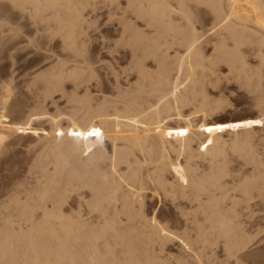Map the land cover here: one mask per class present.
Instances as JSON below:
<instances>
[{
    "label": "bare ground",
    "instance_id": "1",
    "mask_svg": "<svg viewBox=\"0 0 264 264\" xmlns=\"http://www.w3.org/2000/svg\"><path fill=\"white\" fill-rule=\"evenodd\" d=\"M90 1L0 0V11L4 8L11 15V19L7 18L9 21H6L9 26L7 30L12 32L10 38L21 37L23 26L19 20L26 18L30 19L29 27L34 31H44L49 39L54 36L60 38L61 52L53 53L54 57H58L56 63L47 71L39 72L40 74L37 72L34 78H29L32 81H28L33 84L36 82L35 87L38 81H43V88H40L45 90H34L35 87L31 84L33 87H29L33 92L39 91L36 95L41 96L40 92L47 91L44 93L45 97L53 99L54 96H51L55 91L60 90L65 94L67 88L64 92L63 90L67 81L75 85L72 87L75 92L73 91L71 100L68 99L73 104H65L69 107V110H65L69 119L68 126L61 127L60 137H55L54 143L49 140L52 145L47 147L46 142L44 143L47 148L38 153V170L30 172V180L25 174L28 180L23 184L19 182V187L13 185L17 188L10 196L8 207L13 208L15 218L4 216L6 210L0 205V210L3 209L0 211V264H164L163 258H160L161 253L158 256L157 252L159 247H163H157L156 244L161 243L165 248L164 244L173 236L182 240L180 242L189 250V254L196 249L199 241L201 244H211L213 236L224 238L227 255L238 259V252L246 250L252 236H245L246 230L242 231L244 226L237 221L244 215L253 216L256 213V210H249L255 198L264 199V126L226 128L224 131L211 133L204 129L219 124L214 114L229 104L228 98L223 94L224 82H235L239 88L252 94L258 108L252 119H264V0H123L125 3L122 2V6V0H103L104 7H108L110 13L114 9L113 13L117 14L116 10L120 9L126 15L119 19L121 30L118 31L121 33L120 44L127 51L124 54L128 56L129 62L123 68L119 66V69L117 66L121 62L115 66L114 62L109 61L114 64H110L112 74L109 73L113 75V85L107 82L108 86H113L111 95L106 92L110 89L107 90L108 86L104 87L102 84V76L98 74L96 66L94 68L92 65L93 60L89 58L92 54L87 53L86 43L88 39L90 41V35L86 37V26L92 27V21L86 18L84 10ZM123 5L125 8L121 9ZM199 10L208 11L213 17V20L209 19L212 21L211 28L207 27L206 32L232 38L234 48L225 39L213 50L220 52L219 55L208 57L206 53L204 55L200 52L199 49H203L202 40L205 42L207 39L204 40L205 28L201 29L203 36L196 25L202 21ZM197 11L200 15L198 18ZM203 14L205 15L204 12ZM0 19L5 22L3 17ZM3 23L0 22V25ZM202 24L198 25L204 27ZM228 45L232 50L227 48ZM199 46L201 47L198 48ZM214 46L215 44L213 48ZM173 50L174 56L171 55ZM246 55L256 59L255 64ZM122 56L124 60V55ZM113 58L121 60L122 57ZM116 60L114 61L118 63L119 60ZM148 61L156 64L155 69L151 68V63V66L148 65ZM172 63H176L174 67L171 66ZM221 65L227 67L228 74H219ZM93 77L98 81H94ZM130 78L135 80H129ZM6 79L2 78L3 82ZM91 80L97 82L95 85L98 89L94 86L92 90H98L100 97L97 94L93 97L96 92L90 96L91 88L86 84ZM4 83L0 98V121L8 108L12 107L18 112L15 110L17 104L11 103L15 96L13 84L9 81ZM83 86L86 92L79 95V88ZM46 99H42L43 103ZM27 104L29 107V102ZM39 105L42 107L41 103ZM28 107L23 108L28 110ZM63 108L60 109L61 114L64 113ZM37 111L41 110L36 108L34 112ZM45 112L39 114L45 115ZM7 113L11 116V112ZM10 116L7 118L9 121L12 119ZM20 118L22 119L21 115ZM63 119L62 117L61 121ZM231 119L234 122V118ZM19 120L17 122H21ZM169 120L173 121L170 122L171 126L175 125V129L170 128L171 136L180 142L176 157H172L166 145V141L173 140H166L169 132L167 133L165 124ZM93 129L100 133L95 136L97 142H92L94 139L91 141L89 136L85 139L69 134ZM2 131L0 147H3L7 138V134ZM181 131L185 134L178 135ZM105 137L115 149L111 148V152L115 151V161L107 164L103 163V160L108 161L106 158L107 161L103 157L102 161L99 159L101 155L107 154L103 148L104 153L100 150L103 154H98L99 161L95 159V167L91 162L92 169L97 172L93 173L91 169L89 171L92 173L88 175V169L92 165L90 163L91 166L87 169L89 161L86 159L88 165L85 170L81 165L84 157L79 160V154L87 152L90 156L94 153L92 150L99 153V145L103 143L100 140ZM98 140L101 143L97 144ZM90 142L95 143V146L97 144L98 150L93 144L95 150L90 151ZM171 143L175 145V141ZM137 151L144 153L146 158L141 153L144 156L141 158L145 159L141 161H147L148 165H152H149L151 168L143 167L144 164L138 160L140 158ZM183 154L184 159L180 161ZM97 164L100 167L106 165L107 169L105 166L103 171V167L100 168ZM122 164L124 167H121ZM145 167L148 170L143 169ZM169 168H173L172 176H169L171 179L167 176ZM15 175L21 176L17 173ZM147 189L153 190L154 195L161 193L162 197L164 195L170 198L174 208H177L175 211L184 219L185 230L180 227L179 229H183L182 233L179 232L181 234L172 233L167 221L162 223L159 217L157 219L154 215L151 218L145 213L144 193ZM87 190L89 193L85 192ZM70 192L72 196L76 194L73 200L76 206L69 207L71 209L68 212V206L73 203L71 199L74 198H68ZM68 199L72 201L70 205L67 203ZM86 204L87 212L83 207ZM192 231L196 232V236ZM199 255L203 254L199 252ZM184 264H188V261Z\"/></svg>",
    "mask_w": 264,
    "mask_h": 264
},
{
    "label": "rangeland",
    "instance_id": "2",
    "mask_svg": "<svg viewBox=\"0 0 264 264\" xmlns=\"http://www.w3.org/2000/svg\"><path fill=\"white\" fill-rule=\"evenodd\" d=\"M92 1H94V2H92ZM122 2H123V0L121 1V6H122ZM94 3H96V4H94ZM123 3H125V1ZM103 4H104L103 0H91L90 3H89L90 6L88 5L85 8L86 11L84 10V14H86L85 15L86 18H88V20L90 22L92 21L91 23L93 24V25L90 24L92 26V27L89 26L90 28H88L86 26V31L88 30V33H89V34L87 33L88 36H86V37L88 38L89 35H90V37H89L90 38V41L88 39L87 40V43H86L87 44L86 46H87V49H88L87 50V53L89 52V54H92L89 57V58H91L93 60L92 65L93 66L94 65L96 66V70H97L98 74L102 76L101 77L102 79L100 78V76H99V78L101 79V81L102 80L104 81V82L102 81V84L105 85L104 87H107L108 86L107 85V82L108 83L110 82V84H112L111 82H113V80H114V78L111 77L113 75H110V74H112V73H110V64H113L112 62H114L115 66H117L121 62L120 65L117 66L120 69V67L123 68L125 64L128 65L127 63L129 62V60L127 58L128 56H126L124 54L127 51L126 50L124 51V48H122L123 46L120 44L121 43V33H120V31H118V30H121V28H120L121 26L118 23L119 22V19L121 20L122 19L121 17L126 16V15L122 14L120 12V9H117L116 10L118 12L117 14L113 13L115 11L114 9H111V11L113 10L111 12L112 13L111 14L110 11H108L109 9H107L108 7H106V6L104 7ZM123 6L124 7H122L121 9L125 8V5H123ZM94 7H96V8L94 9ZM201 9H203V8H201ZM121 11L123 12V10H121ZM199 11H197L198 14L196 12V14H197L196 17L199 15ZM202 11L205 13V15L203 14ZM9 14L10 13L7 10H5L4 8L0 11V18L3 17V19H5V22L4 23H3L4 20H1L0 19V22L3 23L2 25H0V79H1V81H0V89L4 86V84H6L4 82H6V81L8 82L9 81V83H11V81L13 80V82L11 83V85L13 84L12 85V88L14 87V89H15V91L13 89V92L15 93L13 95H15V96H13V99H12L13 102L11 101V103H13V104L16 103L17 104L18 107H17V109L15 108V110L16 111L18 110L19 113L18 112H15L14 109H11L12 107H10V105H11L10 104L9 107L14 112L10 111V109L8 108L5 111V113L3 114V118L1 119L3 122L0 121V129H1L0 131L3 130L2 132H4L5 134H7V138H6V141H5V143L6 142L7 143L6 144L4 143V145H6V146L3 145V147H0V205H1V207L3 206V209L4 210H6L3 213V214H5L4 216H7L8 218H9V216L11 218H15V215L12 213L13 212V208L8 207L9 206V203L8 202H10V199H11L10 196H12V192L14 193V191L17 188V187H14L13 185L19 187L21 185V184H19V182H21V183L23 182L24 183L25 180H28V179H26V177H28V178L30 177V176H28V175H30V172H32L34 170L35 171L38 170L36 168V165L38 163L37 160H39L38 158L40 156L38 153L44 152L47 147H49L50 145H52L51 141H49V140H52V142L54 143L55 140H56V138L57 137L58 138L60 137L61 129L63 128V126L64 127H67L68 126L69 119H68V117H67V115L65 113L67 111H65V110H69L68 105L71 106L70 104H73V102L72 101H69V100H71V96L75 92V89L72 88L75 85L71 84V81H67V82H70V83L67 84V82H66V84L64 86L65 88H64L63 92L67 88L66 90L68 92L67 91L66 92H67V94L69 96L66 95V92H64L65 94H62L61 93L62 91L58 90L57 92L55 91L53 93V95L51 96V98H53V96H54L53 99H50V96L45 97L46 95L44 93H46L47 91L40 92V95L41 96L36 95L37 93H39V91H36V92L34 91L33 92V89L35 90L37 88L36 90H40V89L43 88L42 87L43 86V81L42 82L41 81H38L37 82V85L35 87L36 82L33 84L31 82L32 79H29V78H32V77L34 78L35 77L34 74L37 75V72L38 73L39 72L42 73V71L43 72L44 71H47L48 69H50L56 63L58 57H54L53 56V53L54 52H56V53H60L61 52L60 38L58 36H54V37H51L49 39V38H47L45 36L44 31L39 30V29L37 31H34L32 28L29 27L30 19H28V18H26L24 20H22V19L19 20L20 23H21V26H23L22 27L23 29H22V32H21V37L10 38V35L12 34V32L10 30H7L8 29L7 27H9V26H7V24H8L7 22L9 21V20L7 21V18L11 19V15H9ZM200 15H199L200 17L199 16L198 17L199 18L202 17L201 18L202 19L201 23H203L202 25L204 27L199 26V25H201V23H198L199 25L196 23V25L198 26L199 30H201V29L204 30V28H205V31H203L205 33V36H204L202 30H201V33L204 36V40L207 39L205 42H203V40H202V42H201L202 45L199 43V45H201L202 47L199 46L198 48H200V47L203 48V49H199V50H201L200 52H202L204 55L206 53L208 57L209 56L210 57H213L214 55L215 56L216 55H219L220 52L219 53L217 52L218 53L217 54L215 51L213 52V50L217 49V47L219 46V44H220V42L222 40L223 41L228 40L227 43L230 41L231 42L230 43L231 46L234 48V44H232V43H234V42H232L233 41L232 38L230 39V37H228V36H226V38H224L225 36L224 37H219L218 35L216 36L215 34L206 32L207 27H208V29L211 28V23H212L211 20H213L212 19L213 17H212V15H211L210 12H208V11L206 12L204 10H201L200 11ZM209 19H211V20H209ZM16 20L17 19L15 18V21ZM95 20H97V23H95L96 22ZM208 22H210L209 24H207L208 26H205L206 23H208ZM2 30H5V31L2 32ZM210 34H212L211 36H213V37H211ZM102 36L105 37V38H103ZM203 36H201L202 39H203ZM31 37H33V38H31ZM227 37L229 39H227ZM107 38H108V40H107ZM211 39H213L214 42ZM218 39H219V41H218ZM30 40H33V41L31 42ZM209 40L212 41L215 44L216 48H215V46L213 48V45L214 44L212 42H210ZM229 45H228L227 48L229 49V47H230V50H232L231 49L232 47L229 46ZM107 48H109L110 50L107 49ZM111 50H112V52H111ZM172 52L173 53L171 55L174 56L175 51L173 50ZM209 53H212V54H209ZM122 55H124V60H126V61L122 60L123 59V56ZM113 56H115L116 58L117 57L118 58L122 57L121 58L122 61L120 59H117V60H119V62L118 63L115 62L114 60H116V59L113 58ZM246 56L248 57L249 55H246ZM62 58L67 59V60L72 59L70 57H62ZM249 58H250V62L252 64H255V61H257L251 55L249 56ZM207 60L208 59L206 58V61ZM109 61H112V62H109ZM124 62H126V63H124ZM106 63L109 64V67H108V65ZM147 63H148L149 66L153 65L151 68H154V64H155L154 62H153L154 64H152V61L151 62L148 61ZM149 63H151V65ZM174 64H176V63H172L171 66L174 67ZM95 66H94V68H95ZM225 67H226L225 65H224V67L222 65L219 67V69L221 68L220 70L218 69L219 74H221V73H222V75L228 74L227 73L228 72L227 67L226 68ZM208 68H209V66H208ZM173 72H176V71H173ZM173 72H172V74H173ZM108 77H110V78H108ZM2 78H4V79L7 78V79H6V81L3 82ZM95 78H97V77L95 76ZM95 78L93 77L92 79L94 80ZM107 78L109 80H107ZM131 79H132V81L135 80V79L133 80V78H130L129 80H131ZM28 80H31V81H28ZM93 80H91L89 83L86 84V85H88V87L91 88L89 90L90 91V96L94 92H96V93H94L93 97H96L95 96L96 94H97V97H100L101 94L98 93V90L94 89L97 86V85H95L97 82H94V81L95 80L98 81V80L97 79H95L94 81ZM2 83H3V85H1ZM28 83H30V84H28ZM31 84H33V86L35 88H33V89L30 88L32 86ZM110 84H109V86H112L113 85V84L112 85H110ZM27 86H28V88H27ZM109 86L107 87V90L108 89H110V90H108L106 92L111 95L112 92H110V91H111V89L113 91V86L112 87H109ZM223 86L225 87L223 94H224V96L226 98H228V101H229V104L228 105H230L231 108H233L235 111L232 112V111L229 110V108L226 107L223 110L215 113L214 116H217V119H218V122L219 123H221V122H228V121L233 122V120L231 119V117L234 118V116H239V117H247V116H249V118H251V119H252L253 115L256 116L255 113L258 111V108L256 106V103H255V100H254L252 94L248 93L246 90H244L242 88H239L238 85L235 82H224ZM40 87H42V88H40ZM92 87H94L93 88L94 91L92 90ZM38 88H40V89H38ZM71 88L73 90H71ZM83 88H84V86L82 88H79L80 91L77 90V92L79 91V93H81L79 95L85 94L86 89L85 88L83 89ZM97 89H98V86H97ZM3 90H4V87L0 91V94H1L0 95V98H1V96L3 94V93H1V92H3ZM30 90H32V91H30ZM42 90H45V88L42 89ZM42 90H40V91H42ZM36 97H38V98L39 97H43L44 99L47 98L45 100L46 103L45 102L43 103V101H44V100L42 101L43 98L42 99L39 98V100H37L38 98H36ZM27 99H30V100H27ZM35 99H36L37 102L35 101ZM40 99H41V102H40ZM33 100L35 102H33ZM51 100H54V101H57V102L54 103V101H52L53 102L52 103ZM31 101H32V103H30ZM28 102H29V107L27 106L28 105L27 104ZM39 102L41 103V106L42 107H40V105H39L40 103ZM67 102H70V103H67ZM16 104H14V105H16ZM65 104H68V105H66L68 107L67 109H66ZM32 105H34V106L31 107ZM35 105H37V107H35ZM23 107L24 108H27L28 107V110L27 109H24ZM19 108H20V110H19ZM36 108H37V110L40 109L42 112L41 111H37L38 113L37 112H34ZM42 108H44V110ZM61 108H63V111H64L65 114L64 113L61 114L62 111L60 113V109ZM1 110L2 109H0V113H1ZM8 111L11 112V116H10V113H7ZM44 111H46L45 112V115H42V114H44ZM20 112H22V114H20ZM48 112H49V114H47ZM33 113H35V115L37 117ZM39 113H42V114H39ZM54 113H55V115H54ZM5 114H7V115L9 114V115L6 116ZM58 114H59L60 118H59ZM4 115H5V117H4ZM20 115L22 116V119L20 118ZM39 115H41V116H39ZM9 116H10V118H12L10 121L7 120V118ZM32 116H34L35 118L32 117ZM16 117H17V120L15 121V118ZM56 117H57V119H54ZM62 117L64 119L61 121V118ZM65 119H67V120H65ZM18 120L21 121V122H17ZM58 120H59V122H58ZM171 121L169 120L165 124V129H166V131L168 130L167 133L168 132L170 133V128L171 127H172L171 130L172 129H175V125L174 124H173L174 126H171V124H170ZM51 125H53L54 130H53V127ZM56 126H58V127L56 128ZM50 128H51V130H50ZM56 129H57V131H56ZM52 131H53V133H55L54 135H53ZM58 133H59V136H58ZM168 136H171V135H168ZM168 136H167V139L166 140H168V139H173V140L166 141V145H168V148L171 151L172 157L173 156L176 157V155H177V151L176 150L179 149L178 146L180 145V142L177 141V140H175L172 136H171V138H169ZM89 137H90L91 141L94 139L92 142H97V141H95L96 140L95 136H92V137L89 136ZM46 140H48V141H46ZM100 141H102L103 143L99 142V140H98V143L97 144L101 143V146L99 145V148H98V145L97 144L95 146V143L90 142L91 143V149H90V151L92 149H94L93 146H95V148L97 147L99 149L98 150L96 148L99 153H97L96 151H93V150L91 152H94V153L93 154L90 153V154H92V155H94L96 157H94L92 155L88 156L87 152H85L86 154H84V152L83 153L80 152L82 155L79 154V157L77 156L79 160L84 157L81 160V165L83 166V168H85V166H87L88 163H89V165H88V167H86L87 169L92 165L88 169V171L93 168V164H94L96 158H97L98 161H99V159L102 161L103 159L106 158L108 161L105 159V161H107V162H104V160H103V163H107V164H109L108 162H111L112 160H113V162L115 161V158H114L115 151H112L111 152V150L114 147L113 146H112L113 148L111 147L110 140L107 137H105L104 139H102ZM169 141H171V142H174L175 141V145H174V143H171ZM45 142L48 145V146L45 145V146H47L46 148L44 147V143ZM176 143L178 144L177 146H176ZM102 144H104V147H102L103 146ZM7 145H9V146H7ZM171 145H173L174 147L173 148H170ZM193 146L194 147L196 146V142H194V145ZM103 148L105 149V151L107 152V154L106 153L103 154L104 153L103 152L104 151ZM100 150L101 151L103 150L102 151L103 153ZM113 150H115V149H113ZM100 152L105 157L101 155L100 158L98 159V157H99L98 154H101ZM137 152H138V155L137 156L140 158L138 160H140V162L142 164L143 161H141V160L144 158L145 155H144L143 152H139V151H137ZM137 152H136V154H137ZM110 155L113 157V159H112V157L111 158L109 157ZM91 156L94 159H92ZM102 157H103V159H102ZM141 157H143V158H141ZM182 157H184V154L180 156V161H181ZM109 158H110V161H109ZM145 158H146V156H145ZM86 159L89 162L86 161ZM183 159H182V161H183ZM35 160H36V162H34ZM97 160H96V162H97ZM143 160H145V159H143ZM85 161H86V163H84ZM91 162H93V164ZM90 163H91V165H90ZM97 163H100L101 164L102 162H97ZM103 163H102V165H104ZM145 163H147V164H145ZM95 164H94V167H95ZM100 164H97V165L100 167ZM143 164H144L143 167L146 166L148 169H149L150 166L152 167L151 164H149L150 166L148 165V162L147 161H144ZM82 166L80 168H82ZM33 167H35L36 169L33 168ZM51 167L53 168L52 165H50V168ZM102 167H100V168H102ZM104 167H103V171H104ZM121 167H124L123 164L121 165ZM146 167L143 168V169H146ZM86 168H85V170H87ZM106 169H107V166H106ZM106 169H105V171H108L109 169L111 170V168L109 166H108V170H106ZM148 169H146V170H148ZM171 169H173V168H169V172L170 173L169 172L167 173L168 174L167 176L170 179H171V177H169V176H172V174H171V171L172 170ZM92 171H93V173H94V171L97 172L94 169H92ZM92 171L91 172L89 171L88 175L89 174L91 175ZM103 171H101V172H103ZM16 173H17V175L18 174L19 175L21 174L22 179L20 178L21 176H18L17 177L15 175ZM34 173H33V175H34ZM25 174H26V177H25ZM14 175H15V177H14ZM11 176H12V178L14 177L13 178L14 180L12 181L13 184H12L11 181L9 182V180L12 179ZM19 178H20V180H19ZM23 178H24V180H23ZM29 180H30V178H29ZM14 181L15 182L17 181V183H15ZM10 183H11V185H10ZM86 188L88 189V187H86ZM83 190H85V188ZM7 192L9 193V195H7L8 194ZM85 192H88L89 193V190H87ZM71 193L72 192H70L69 195ZM153 193H154V191L151 190V189L145 190V193H144V195H145V197H144L145 198L144 199V202H145V213H148L149 217H151V218L154 217V215L157 217V219L159 217V220H160V222L162 220V223L164 221H167L169 224H167L165 222V225L167 224V226L173 231V232L172 231H170V232H172V233H176L177 232L176 234H178L179 232L182 233L183 232L182 230L185 227V226H183V225H185V224H183L184 223V219H183V217L181 219V215L178 214L179 212L178 211H175V209L177 210V208H174V204L172 205L171 200H169L170 198H167L164 195L162 197L160 195L161 193H158L159 195L157 193L154 195ZM71 196H72V194L68 198H70ZM5 197L7 199V202H6ZM75 197H76V194L75 195L73 194V196L71 197L73 199H71V200L72 201L75 200ZM68 200H69V202H67V203L70 205V202H72V201L70 199H68ZM3 202H5V204H3ZM74 205H75V203L73 201V203H71V205L68 206V209H69L68 212L71 209L69 207L74 208ZM4 206L7 209L10 210L9 212H11L12 216H11V214L9 212H7L8 210L6 208H4ZM83 207L85 208V209L83 208L84 211L87 212L88 211L87 204L84 205ZM3 209H1L0 211H2ZM249 210H254V211L256 210V213L253 216L244 215V216H242V217H240L238 219L239 222L237 221L238 224L240 222L242 223V224L240 223L239 225H243L244 226V228L241 226V229L243 228L242 231L243 230L244 231L246 230V232L251 233V234L248 233L246 235V232H244L245 233V236H247L248 238L252 236L251 237L252 239L250 238V240H248V247L246 248V250L245 251H242V252L241 251L238 252V260H239V258L241 256H243L244 257V261L242 262V264H264V199L255 198L252 201V205H251V208ZM257 210H259V212ZM153 211L156 212V213L154 214ZM6 214H8V215H6ZM179 215H180V218H179ZM0 218H1V215H0ZM180 227H182L183 229H179ZM181 233H179V234H181ZM192 234H194V236H196L195 235L196 234L195 231H192ZM215 237L216 236H213L212 237V240H213L212 243L213 244L212 243L211 244H203V242L201 244V241H199L196 244V249L194 251L190 252L192 254H189V250H187L184 247V245L180 242L181 239H176V238H179V237L178 236H176V237L173 236L172 239L170 238L171 240L169 239L170 241L169 240L167 241V244L166 243L164 244L165 245V248H164L163 245H160L161 243L156 244V246L157 245L158 246H161L165 250L164 251L163 248L160 249V247H159L158 248L159 250L157 249L158 250L157 252H159L158 253V256L161 253L160 254V258H163L164 264H167V263L168 264H170V263L171 264L172 263L173 264H180V262H181V264H184V262H186V261H188V264H190V262H192L191 264H230V262H231V260H232L233 257H230L229 255H227V253H226L227 251H225V249H226V247L224 246L225 239L224 238H221V237H216V238H219L217 240ZM215 239H216V242H214ZM199 245H201V246H199ZM202 246L203 247L205 246V247L203 248ZM199 249H200V251H199ZM161 250H163V251H161ZM182 250H183V252H182ZM199 252H201L203 255L200 256L199 255ZM212 252L214 254L213 256H212ZM205 254H206L207 257L205 256ZM189 255H193V256H189ZM182 256H184V257H182Z\"/></svg>",
    "mask_w": 264,
    "mask_h": 264
},
{
    "label": "snow or ice",
    "instance_id": "3",
    "mask_svg": "<svg viewBox=\"0 0 264 264\" xmlns=\"http://www.w3.org/2000/svg\"><path fill=\"white\" fill-rule=\"evenodd\" d=\"M225 107L229 108V110L232 112L235 111L233 108H231L230 105H225ZM236 121H242V122H236ZM255 125L264 126V119H249V118L234 116V122H221L217 124L215 127H208L204 129V131L211 133L213 131H224L226 128L227 129L241 128V127L252 128ZM69 134L74 137H78V138L83 137L85 139L88 136H99L100 135L99 131L96 129H93L92 131L84 132V133L73 131V132H70ZM177 134L184 135L185 132L181 131V132H178ZM169 135H171V133H169ZM209 143H211V141H209ZM185 183H187V181H185ZM243 261H244L243 256H241L239 260L236 257H233L230 264H242Z\"/></svg>",
    "mask_w": 264,
    "mask_h": 264
}]
</instances>
